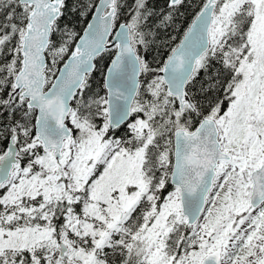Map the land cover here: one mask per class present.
Returning <instances> with one entry per match:
<instances>
[{
  "label": "snow or ice",
  "instance_id": "1",
  "mask_svg": "<svg viewBox=\"0 0 264 264\" xmlns=\"http://www.w3.org/2000/svg\"><path fill=\"white\" fill-rule=\"evenodd\" d=\"M0 264H264V0H0Z\"/></svg>",
  "mask_w": 264,
  "mask_h": 264
}]
</instances>
